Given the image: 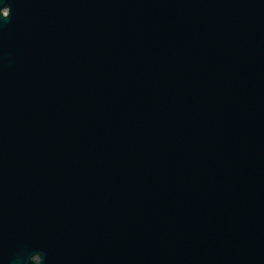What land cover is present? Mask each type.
Segmentation results:
<instances>
[{
    "label": "water",
    "instance_id": "1",
    "mask_svg": "<svg viewBox=\"0 0 264 264\" xmlns=\"http://www.w3.org/2000/svg\"><path fill=\"white\" fill-rule=\"evenodd\" d=\"M0 264H264V0H0Z\"/></svg>",
    "mask_w": 264,
    "mask_h": 264
}]
</instances>
